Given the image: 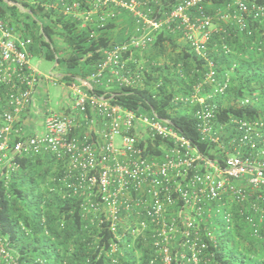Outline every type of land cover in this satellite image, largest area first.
Instances as JSON below:
<instances>
[{"label": "built area", "instance_id": "2783aa9c", "mask_svg": "<svg viewBox=\"0 0 264 264\" xmlns=\"http://www.w3.org/2000/svg\"><path fill=\"white\" fill-rule=\"evenodd\" d=\"M2 1L25 11L18 1ZM19 1L55 6L90 37L122 10L135 18V25L121 42L101 50L88 73V88L77 80L65 85L73 95L71 112L54 110L45 101L43 129L27 132L18 118L28 109L38 111L36 90L43 75L30 64L31 38L0 18V91L7 89L3 101L0 93V172L11 166L14 155L48 151L63 162V184L68 196L80 200V211L109 221L114 236L109 252L121 253L119 244L129 236L150 247L147 264H211L219 237L217 218H224L227 230L240 222L255 236H264V121L239 119L215 126L216 103L200 95L203 84L216 83L212 61L192 94L174 99L199 104L193 116L206 151L152 109H126L93 93L94 86L106 89L107 73L116 85L141 80L122 56L148 47L164 28L179 33L204 56L214 31L207 1L176 0L162 14H156L154 6L168 0ZM231 4L247 10V0ZM218 13V19L229 17L224 9ZM226 84L216 90L221 94ZM6 246L0 232V257L5 261L11 258Z\"/></svg>", "mask_w": 264, "mask_h": 264}, {"label": "trees", "instance_id": "16d2710c", "mask_svg": "<svg viewBox=\"0 0 264 264\" xmlns=\"http://www.w3.org/2000/svg\"><path fill=\"white\" fill-rule=\"evenodd\" d=\"M10 1H18L25 11L0 0V17L9 16L13 25L20 22L19 16L28 19L23 30L32 40V54L82 74L92 69L103 48L121 42L135 25V18L122 10L118 15L129 19L123 25L129 27L124 28L122 36L109 34L117 16L90 37L86 31H77L55 6L46 7L42 1L33 5ZM175 1L155 5V13L169 12ZM206 1L214 31L204 56L197 55L179 33L164 28L148 47L140 50L148 64L136 69L137 60L132 61L135 52L134 56H122L142 81L116 85L107 92L97 86L93 89V93L104 94L126 109H152L202 151H206V144L200 141L193 116L199 104L176 103L174 99L192 94L194 85L209 70L208 60L213 63L216 83L203 84L200 95L206 102L216 103L215 126H228L230 120L239 119L264 121V0H247L246 11L234 9L233 0ZM222 9L229 15L225 20L218 19ZM54 38L61 42L58 47L52 42ZM178 39L182 42L178 43ZM57 78L65 85L76 80L72 74ZM226 80L220 94L216 89ZM0 93L3 101L7 89L2 88ZM12 162L0 172V232L11 255L6 261L0 257V264H147L150 247L129 236L120 241L121 253L109 252L114 240L109 221L104 215H84L78 197L68 196L62 181L63 162L43 150L14 155ZM223 219L217 218L219 237L211 264H264V236H255L240 222L227 230Z\"/></svg>", "mask_w": 264, "mask_h": 264}, {"label": "crops", "instance_id": "0c3cea01", "mask_svg": "<svg viewBox=\"0 0 264 264\" xmlns=\"http://www.w3.org/2000/svg\"><path fill=\"white\" fill-rule=\"evenodd\" d=\"M22 14V13H21ZM118 19L113 22V26L111 29H110V33L112 36H122V34L120 35L121 32H124V28L127 27V26H124L123 25H126L128 24L129 22V19L128 17L126 18V16L124 15H118ZM0 18H2L4 21L10 23V24H13L11 23V19L12 18H9V16L5 15V16H1ZM19 19H20V22L19 20L16 21V24H14V26H16V31H21L22 33L25 34V36H28L27 31H24V25L23 24L24 22H26V17H22V16H19ZM28 22V21H27ZM126 23V24H125ZM40 25V23H39ZM129 27V26H128ZM179 41H177L178 43H181L182 42V39H178ZM143 54V53H141ZM145 54V53H144ZM33 55H36L34 52L32 54ZM132 56H134V54H131ZM140 55V54H139ZM135 54L134 57H132V61H134L133 59L135 58V61L137 60L138 62V59L141 58V56H139ZM40 58H43L42 56L38 55ZM128 65V63H127ZM129 66V65H128ZM90 69V68H89ZM88 69V72H86L85 74H82V73H77L74 71H71V70H66V73L65 74H72L74 76V78L77 80V81H81L82 83L85 82V87L88 88V85L86 83H88V73H89V70ZM65 74H58L57 76H63ZM133 74H136V73H133ZM57 76H54L53 78V81L54 82H64L63 80H59L57 78ZM84 76V77H82ZM46 78H50V77H46ZM103 80H107L108 83L106 84V89H104L105 91H109L111 90L112 88H114L116 86V83L114 81V78L112 75H110L109 73H107L105 75V77L103 78ZM143 79L141 78V81ZM66 82V81H65ZM110 82V83H109ZM65 84V83H64ZM66 94H67V97L65 98L64 97V101L63 103L59 104V108L58 110H64L65 112H71L72 111V105H73V95H71L70 93H68V91L66 90L65 91ZM47 93H48V89H42L39 85L38 89L36 90V105L40 104V106L38 107V111L34 112L30 109L26 110L25 112H23L20 116V118H18V125L21 126L22 129H24L25 131H33V130H36V131H41L44 127V105L43 103L45 101H48V99H46L45 97H47ZM71 97V98H70ZM71 99V100H70ZM1 113H2V110H0V122H1ZM39 113H41L42 117L39 116ZM19 126V127H20Z\"/></svg>", "mask_w": 264, "mask_h": 264}, {"label": "rangeland", "instance_id": "374dc122", "mask_svg": "<svg viewBox=\"0 0 264 264\" xmlns=\"http://www.w3.org/2000/svg\"><path fill=\"white\" fill-rule=\"evenodd\" d=\"M121 34L123 35L124 32H121ZM120 34V35H121ZM52 42L54 43L55 46H59L61 44V42L57 39H52ZM136 56L139 55L141 56L142 54L140 53V50H135L134 51ZM145 54H143L141 56L140 59H138V62L135 66V68H140V66H143V63H147V60L145 58H147V56L144 58ZM161 57H160V63L161 61ZM30 64L33 66H36L38 71L43 75L42 81L40 83V87L42 89H48V93H47V97H45L46 99H48V105L51 108H54V110H58L59 108V104L63 103L64 101V97H67L66 94V90L67 87L65 86L64 82H54L53 78L54 76H57L58 74H65L66 70H68L65 66L63 65H56L54 62L52 61H48L44 58H40L38 55H33L30 58ZM45 77V78H44ZM46 77H50V78H46ZM71 94V93H70ZM72 95V94H71ZM71 98V97H70ZM71 100V99H70ZM40 104H37V107H39ZM59 111V110H58ZM39 116L42 117L41 113H39ZM144 135V133H143ZM116 140H118V138H116ZM231 239L229 238L228 244H230ZM230 247V245H228Z\"/></svg>", "mask_w": 264, "mask_h": 264}]
</instances>
